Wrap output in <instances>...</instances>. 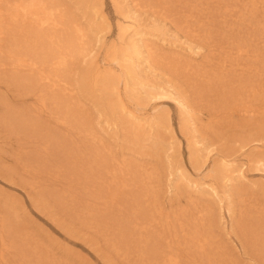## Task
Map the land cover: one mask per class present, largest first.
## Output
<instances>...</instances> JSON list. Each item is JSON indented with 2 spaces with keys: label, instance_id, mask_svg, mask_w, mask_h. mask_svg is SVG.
<instances>
[{
  "label": "bare ground",
  "instance_id": "obj_1",
  "mask_svg": "<svg viewBox=\"0 0 264 264\" xmlns=\"http://www.w3.org/2000/svg\"><path fill=\"white\" fill-rule=\"evenodd\" d=\"M69 1L0 0V75L18 91L17 96L23 106L20 109L13 106L11 113L5 117L9 129L16 134L36 139L46 138L47 133L58 136L60 128L67 132L65 134L71 137L73 149V209L86 222L98 219L94 216L97 210L107 230L116 229L121 232V237L116 235L112 238V234H108L109 238L106 237L109 242L106 246L116 251L119 258L126 261H155L156 264L222 263V259L214 257L220 254L216 250L217 246L213 245L216 240L208 238L207 233L203 232L211 228L216 213L211 212L214 208L212 203L205 208L202 199L219 205L218 220L224 221L225 225L227 220L222 212L227 211L229 218H233L235 209L232 195L236 183L239 182L240 186L257 184V181L255 183L248 177L247 167L249 163H257L264 171L263 154L255 149L256 152L253 150L249 153L248 161L239 164L233 155L217 154L214 142L205 143L195 126L191 128V140L188 144L191 160L198 164L196 159L207 162L212 156H217L213 159V168L208 177H194L175 154V148L181 143L176 131L171 136H161L162 126H171L167 113L140 115L135 110H128L123 102L119 103L121 78L116 75L113 64L118 65L122 71L124 91L129 92L137 106L155 98L172 101L183 114V123L194 126L195 117L186 92L179 91L170 79L151 81L146 74V67L153 71L148 64L151 47L147 35L159 33L157 35L161 40L174 46L172 52L176 59H184L186 55L182 50H177L179 47L192 55L190 60L184 59V66L189 71L208 67L204 81L210 84L212 80H221L222 87L227 88L221 92L223 99L215 100V106L210 108L211 117L224 120L223 123L218 121V129L239 127L234 125L237 120H264V78H258L264 74V44L243 37L240 29L238 33L222 36L211 25L223 8V13L237 17L241 25H249L255 32H264V26L260 27L264 21V2L259 6L256 0H209L206 2L208 6L199 9V4L182 5L196 0H161L156 2L163 6L159 11L161 15L158 14L162 17L159 20L153 15L144 18L140 8L131 0H115L121 17L118 22L119 39L107 45L106 56L109 58L104 59L107 60V65H101L97 58V48L105 46L106 25L100 16V2ZM71 2H75L84 11L93 3L87 25L74 12L71 14ZM174 3L176 9H172ZM186 6H192L189 14L176 17ZM214 6L215 8H211ZM155 12L154 10L153 13L156 14ZM91 39L95 41L93 45L90 44ZM205 46H215L219 50L208 66L196 59L201 56ZM152 49L157 51L159 48L152 46ZM77 58L79 62L86 64V73H89L88 76L84 72L78 80L79 86L88 91L91 90L90 82L100 84L99 92L94 89L95 92L90 93L92 96L85 99L78 98L75 89L69 84ZM88 101L93 103L92 108L97 107L99 111L101 106L103 114L113 116L105 119L107 125L101 127V133L105 136L97 131L83 129V122L77 129L70 128V123L47 124L53 122V119L62 121L58 110L71 105L91 113ZM118 104L119 113L127 122H122L124 126L121 128L117 121L119 115L116 117ZM97 124L100 125V122ZM210 124L216 128V122ZM257 131L260 137L252 141L259 142L263 138L264 126ZM108 134L115 139L123 136L126 142H130L128 138L137 141L148 139L149 144L160 151V157L169 168L167 190L175 193L174 195H183L186 190L188 204L194 206L193 209L197 212H193L191 216H183V212L176 217L163 213L158 194L161 172L133 163L125 156L118 154L117 157L106 144ZM25 147L19 148L24 149L21 152L28 155L29 150L25 151ZM238 147L241 151L246 150L244 145ZM37 149L35 146L31 151ZM258 212L256 209L252 210L250 215L247 214V219L251 220L252 215ZM0 222V264H18L20 256L26 257L25 250L17 243L19 233L10 230L5 216L0 217ZM231 222L233 224V219ZM96 229L99 230L97 227ZM243 229L241 231L245 230L244 233L252 232L247 233L251 235L250 238H254L259 230L252 226H245ZM250 238L246 237L249 243L252 242ZM260 246L259 254L264 257V243ZM222 253L229 254L223 250ZM35 264L46 263L41 261V255L38 254Z\"/></svg>",
  "mask_w": 264,
  "mask_h": 264
},
{
  "label": "rangeland",
  "instance_id": "obj_2",
  "mask_svg": "<svg viewBox=\"0 0 264 264\" xmlns=\"http://www.w3.org/2000/svg\"><path fill=\"white\" fill-rule=\"evenodd\" d=\"M64 1L70 2L69 0ZM131 1L140 8L144 18H149L152 15L159 20L162 18L158 14H160L159 11L163 6L156 3L161 0ZM208 1H188L182 5L199 4L198 8L200 9L208 6L206 3ZM256 1L259 6L264 2V0ZM99 2L100 16L106 25L105 46L97 48V58H99V63L102 65L107 63V60L104 59L109 58L106 56L107 45L119 39L118 22L121 17L117 11L115 0H99ZM128 2L130 1L128 0ZM201 2L205 3L201 4ZM93 3L90 8L84 11L75 2H71L70 12L71 14L74 12L75 16L83 24L87 25L90 19V11L91 13L93 11ZM191 7L186 6V9L176 14V17L183 14L188 15ZM211 8H215V6ZM172 9H176L175 3ZM221 9L222 13H219L211 22V25H214V29L218 30V33L222 36L229 35L238 33L240 29L243 37L251 38L261 45L264 44V32L261 30L255 32L249 25H241V21H238L237 17L226 15L223 13L224 9ZM154 10L156 14L153 13ZM246 23L251 25L249 21ZM252 24L255 26V23ZM261 26H264V21L260 24ZM157 34L159 33L147 35L148 43L151 47L148 64L153 70L151 71L146 67L148 79L151 81L170 79L175 83V87L179 91L186 92L185 95L193 109L195 125L191 126L186 122L183 123V114H181L178 105L172 101H162L155 98L140 107L137 106L135 100L130 98L129 92L124 91L125 80L123 73H121L122 71H120L118 65L113 64L116 69L114 70L116 75H120L121 78L119 86L122 92L119 103L123 102L128 110H135L136 114L140 115L150 116L156 112L157 114L161 112L165 115L167 113L171 126L164 124L160 129L161 136H171L176 131L181 143L180 146L177 145L175 148V154H177V158L180 159L181 163L183 161L194 177L200 178L204 175L208 177L213 168V159L217 156H212L207 162L202 159H196L199 161L198 164L191 160L188 144L191 140V128L195 126L198 129L197 133L204 138L205 143L214 142L215 148L218 149L217 154L233 155L239 164L248 161L249 153L253 150L256 152L255 149L258 150L257 152L262 153V157H264V136H262V141H252V139L260 137V133L257 130L264 126V120H237L234 125L239 127L227 126L218 129V121L223 123L224 120L211 117L210 108L215 106V100L223 99L221 92L227 88L222 87L221 80H212L210 84L204 81V74L206 75V71L209 70L208 67L203 70L193 68L189 71L184 66V59L190 60L192 55L179 47L180 49L177 48V50H182L186 55L184 59H176L172 52L174 46L167 45ZM94 42V39H91L90 44H94ZM152 46H157L159 49L154 51ZM218 52L219 50L215 46H205L201 56H197L196 59L202 65L208 66ZM85 66L86 64L79 62L77 58L73 64V71L69 79V84L75 89L76 96L84 99L91 97L92 92H95L94 89L98 92V89H100V84H92L91 82V90L84 91L79 86L78 80L82 78L84 72H88ZM86 74L89 76V73ZM88 78L90 79V77ZM258 78H264V74ZM5 80L7 79L0 75V217L5 216L10 230H16L19 233L17 243L25 250L26 257L20 256L21 259L18 264H35L38 260V254L41 255V261L46 264H49V262H52V264H156L155 261L139 262L133 259L126 261L119 258V254L116 251L106 246V243H109L106 237L109 238L108 234H112V238L116 235L121 237V232L116 229H109L115 230L114 232H109L102 224L103 218L97 210H95L97 214L94 216L98 219L86 222L73 209L75 198L71 196L73 191L72 178L74 176L71 137L65 134L67 132L63 128H60V131L57 132L58 136L47 133L44 139L30 138L26 135L22 136L21 133L12 132L8 127V123L5 122V117L11 113L13 106H16V109H20L23 106L19 102L18 91ZM237 84L234 83V85ZM61 102L66 103L64 100H61ZM87 104L92 109L91 113H86V111L80 110L77 106L71 105L58 110V116L62 118V121L53 119V122H48L47 124H61L64 122L65 125L70 123L68 125L70 128L77 129L76 127L83 122V129L97 131L102 136H105L103 135L104 133H101V127L107 125L105 119L113 116L111 114H103L100 111L102 110L101 106H99L100 110L98 111L97 107L92 108V102L88 101ZM119 108L120 104H118L116 117L119 115L117 121H119V127L121 128L124 126L122 122H127L124 121V116L119 113ZM210 121L216 122V128H213ZM97 122H100V125ZM242 126L244 127L243 129ZM106 140V144L117 157L118 154L125 156L132 160L133 163H140L144 167L155 168L161 172L159 174L160 185L158 194L163 213L176 217L177 214L183 212L185 213L183 216H186V214L191 216L193 212H197V210L193 209L194 206L188 204L187 197H185V194H187L186 190H184L183 195H174L175 193L167 190L169 168L167 163L160 157V151H156L153 145L149 144L148 139L137 141L128 138L130 142H126V138L123 136L121 138L117 136L116 139L109 136V138L106 137ZM241 145H244L246 150H239L240 147L238 146ZM254 145L259 147L256 148ZM21 146H26L25 151H31L35 146L38 149L31 152L28 151V155H26V153L21 152V150H24L19 148ZM27 146H29L28 149ZM179 152L181 155H179ZM262 170V166L257 163H249L247 167L248 177L255 183L257 181V184L240 186L239 182L236 183L237 186L234 189V195H232L235 209L232 218L233 224L227 211H223L222 213L227 220V223L223 225L224 221L218 220L219 205L215 204L216 202L202 199L203 206L207 208V205L212 203L211 206L214 208L211 209V212L216 213V216L212 219L211 228L203 230V232L207 233L208 238L216 240L213 245L217 246L216 250L220 254L214 255V257L223 260L222 263L218 262L217 264H264V257L259 254L262 247L260 244L264 243V171ZM152 172L156 173V171ZM83 196L85 197L86 194ZM254 209L259 212L253 214L252 219L248 220L247 216ZM154 219L159 220L157 218ZM98 225H101V228ZM245 226L259 229L254 238H250L251 235L249 234L247 235V233L252 232L244 233ZM247 236L251 239V243H249V240L247 241ZM258 245L259 248L257 247ZM222 250L227 251L229 254L222 253Z\"/></svg>",
  "mask_w": 264,
  "mask_h": 264
}]
</instances>
